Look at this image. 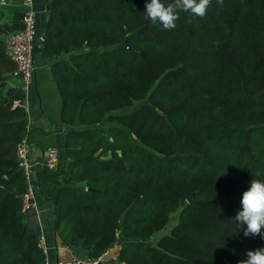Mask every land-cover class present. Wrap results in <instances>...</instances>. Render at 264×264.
<instances>
[{
    "label": "trees",
    "instance_id": "obj_1",
    "mask_svg": "<svg viewBox=\"0 0 264 264\" xmlns=\"http://www.w3.org/2000/svg\"><path fill=\"white\" fill-rule=\"evenodd\" d=\"M146 2L45 1L35 51L59 58L61 122L85 126L65 134V168L45 170L58 187L54 233L88 258L118 245L104 264H238L264 248V232L245 237L232 221L251 180H264V0H211L173 30L145 18ZM16 99L25 91L0 81V264H44L21 209L15 149L28 130ZM106 119L117 126L100 128Z\"/></svg>",
    "mask_w": 264,
    "mask_h": 264
},
{
    "label": "crops",
    "instance_id": "obj_2",
    "mask_svg": "<svg viewBox=\"0 0 264 264\" xmlns=\"http://www.w3.org/2000/svg\"><path fill=\"white\" fill-rule=\"evenodd\" d=\"M45 1L33 0L37 38L42 37L47 21ZM23 9L22 0H0V39L3 44V53L4 43L9 33L20 26ZM39 45V43L36 44V46ZM58 59L42 58L40 52L35 51V77L25 91L24 99L28 140L31 145V161L42 160L45 156V148L49 145H55L59 150V161L54 169L35 168L30 173L27 180V185L31 191V196L28 199L30 207L23 211L27 227L45 238L48 256L52 262L56 260L65 261L72 257L87 258L85 249L81 246L63 244L54 233V198L58 187L50 183L45 177V170L56 173L65 168L66 149L63 146V141L66 132L85 128L79 123L66 125L61 122V101L50 70L51 65ZM11 64L13 69L10 71L0 68V81L4 83L5 87H21L22 80L19 76L13 75L14 64L12 62ZM110 126H117V124ZM118 249V245L111 248L103 257L104 261L115 259Z\"/></svg>",
    "mask_w": 264,
    "mask_h": 264
},
{
    "label": "built area",
    "instance_id": "obj_3",
    "mask_svg": "<svg viewBox=\"0 0 264 264\" xmlns=\"http://www.w3.org/2000/svg\"><path fill=\"white\" fill-rule=\"evenodd\" d=\"M23 12L20 18L19 28L9 33L4 43V53L14 64L13 75L19 76L22 80L21 89L26 91L32 84L35 77V46L42 41L36 34V13L33 9V0H22ZM24 106V100H13V106ZM27 126V125H26ZM30 142L28 136L16 144V158L18 168L23 172L26 181L35 168L54 169L59 161V150L55 145L45 148V156L42 160L33 162L30 159ZM31 196L30 188L22 199V212L30 207L28 199ZM37 246L44 255V264H104L103 257L108 251L96 258L72 257L69 260L51 261L48 256V247L43 235H38Z\"/></svg>",
    "mask_w": 264,
    "mask_h": 264
},
{
    "label": "clouds",
    "instance_id": "obj_4",
    "mask_svg": "<svg viewBox=\"0 0 264 264\" xmlns=\"http://www.w3.org/2000/svg\"><path fill=\"white\" fill-rule=\"evenodd\" d=\"M222 3V0H217ZM211 0H171L165 4L162 0L146 2L145 18L153 24H159L164 30H173L180 19V13H189L203 18ZM241 207L232 221L241 226L245 237L261 236L264 232V180L252 179L248 190L242 193ZM247 259L238 264H264V248L245 253Z\"/></svg>",
    "mask_w": 264,
    "mask_h": 264
},
{
    "label": "rangeland",
    "instance_id": "obj_5",
    "mask_svg": "<svg viewBox=\"0 0 264 264\" xmlns=\"http://www.w3.org/2000/svg\"><path fill=\"white\" fill-rule=\"evenodd\" d=\"M130 110H131V108H128V109L124 110L123 112H128ZM111 124H116V123L106 119L102 123L99 124V127L106 130ZM178 213H179V209L176 210L175 212L171 213L169 223L162 230H160L159 232L154 234L152 237H150L149 240H147V242L152 243V244H156L157 240L160 237L169 233L171 227H173L177 223Z\"/></svg>",
    "mask_w": 264,
    "mask_h": 264
},
{
    "label": "water",
    "instance_id": "obj_6",
    "mask_svg": "<svg viewBox=\"0 0 264 264\" xmlns=\"http://www.w3.org/2000/svg\"><path fill=\"white\" fill-rule=\"evenodd\" d=\"M46 28H47V24L45 25V30H44V33H43V35H42V40L44 39V37H45V31H46ZM141 30H143V29H139L138 30V32H140ZM5 181V179H1L0 180V183H3ZM188 201H191V197H189L188 199H187ZM120 242H118V244H119Z\"/></svg>",
    "mask_w": 264,
    "mask_h": 264
}]
</instances>
